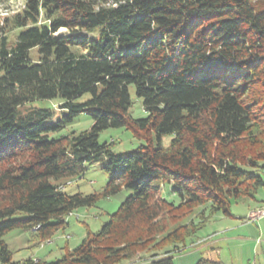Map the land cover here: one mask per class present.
I'll list each match as a JSON object with an SVG mask.
<instances>
[{"label": "trees", "instance_id": "16d2710c", "mask_svg": "<svg viewBox=\"0 0 264 264\" xmlns=\"http://www.w3.org/2000/svg\"><path fill=\"white\" fill-rule=\"evenodd\" d=\"M23 1L0 27L1 264H131L147 249L156 251L151 264H174L211 218L233 216L234 203L264 188V0ZM131 84L146 117L130 114ZM53 98L67 111L58 124L52 108L29 105ZM82 113L90 129L49 137ZM109 127L146 144L117 153L98 140ZM104 157L101 192L62 186ZM164 183L178 203L163 196ZM123 188L131 194L77 247L13 261L9 231L30 230L40 246L70 213ZM200 207L197 221L176 225Z\"/></svg>", "mask_w": 264, "mask_h": 264}, {"label": "rangeland", "instance_id": "374dc122", "mask_svg": "<svg viewBox=\"0 0 264 264\" xmlns=\"http://www.w3.org/2000/svg\"><path fill=\"white\" fill-rule=\"evenodd\" d=\"M25 6L23 0H0V27L6 26V18L12 17L14 14L21 12ZM11 40L15 39L16 30H11L10 26L5 28ZM66 29H60L58 33H65ZM31 58L33 60L38 59L37 48L30 51ZM129 92L131 97V108L130 114L135 118H142L147 116V112L143 106V99L136 93V87L134 84L129 86ZM59 98L53 99H37L31 102L29 105L52 108L54 110L53 117L49 120L54 124H58L59 120L62 119L63 115L67 114V111L59 109ZM93 118L88 114H79L75 116L72 121L65 122L61 126L49 133L50 138H58L63 135L74 133H80L84 130H88L93 125ZM173 134H166L162 136L161 143L163 146H167ZM99 143H110L114 142L112 148L117 153L128 154L131 150L141 145H145L144 140L138 139L133 133L125 127H109L104 129L99 134ZM155 144L158 145V139L154 136ZM104 158L96 159L86 164V171L83 175L78 176L66 181L62 186L65 187L66 191L70 194L77 193L78 191L84 194H90L94 192H101L105 186L108 175L103 169ZM171 184H163V196L174 202H179V197L171 193ZM131 194V191L127 188H123L120 192L110 195L109 197H100L97 203L91 207H82L69 214L68 225L64 230L58 231L56 235L49 241L40 244V246H33V233L30 230L25 229H14L5 234L4 239L13 252V261H19L27 259L29 257L35 258H46L48 260H55L61 256L62 249L66 245L73 249L77 247L82 240L85 238L88 230L98 231L100 230L103 223L107 222L110 218V214L114 213L119 205ZM259 196H263L264 188H260L258 193ZM264 197V196H263ZM259 200L256 196L255 199H248L246 201H239L234 203L232 210L235 213L246 214L248 211V205L254 204ZM203 207L196 208L195 211L189 215V217H181L177 224H186L194 219L196 213ZM246 215H243L242 219H237L240 222L245 219ZM235 217H225L222 214H218L211 218L206 225L201 228L196 237L201 238L204 241L201 246H191V241H188V248L181 252L173 253L174 264H196L201 257L211 258L215 257L210 254V250L205 249L208 247L210 241L219 234H225L226 228L235 222ZM259 219H254L257 221ZM174 224L170 225V229L173 228ZM220 231V232H218ZM235 233H243V229L237 230ZM229 234V233H227ZM225 236V235H224ZM161 237V236H160ZM158 237V238H160ZM194 237V239L196 238ZM226 243V242H225ZM222 244L227 246V243ZM152 246V245H151ZM167 247L166 249H170ZM247 248H245L246 250ZM175 251V250H174ZM159 253L165 252V250H159ZM156 251L153 249L145 250L138 254V256L132 260L131 264H151L153 255ZM225 254V251L223 252ZM155 257V256H154ZM1 264V263H0ZM129 264V263H127Z\"/></svg>", "mask_w": 264, "mask_h": 264}, {"label": "crops", "instance_id": "0c3cea01", "mask_svg": "<svg viewBox=\"0 0 264 264\" xmlns=\"http://www.w3.org/2000/svg\"><path fill=\"white\" fill-rule=\"evenodd\" d=\"M257 193L259 200L253 202L252 206L248 205L246 214L235 213L232 210L233 216H227L235 217L236 220L226 228L225 234L215 236L205 248L210 250L212 256H215L211 258H218L224 264H264V216L258 218L257 221L243 219L240 222L237 220L242 219L243 215L247 217L256 209L264 207V194L259 196ZM239 229H243V233H235ZM200 240L197 241L199 243H196V246L203 245L204 241ZM225 242L227 246L222 247ZM224 251L225 254H223Z\"/></svg>", "mask_w": 264, "mask_h": 264}, {"label": "built area", "instance_id": "2783aa9c", "mask_svg": "<svg viewBox=\"0 0 264 264\" xmlns=\"http://www.w3.org/2000/svg\"><path fill=\"white\" fill-rule=\"evenodd\" d=\"M264 216V207L258 208L255 211H253L251 214H249L245 220L249 221V220H254V219H258L260 217ZM69 217V216H68Z\"/></svg>", "mask_w": 264, "mask_h": 264}]
</instances>
